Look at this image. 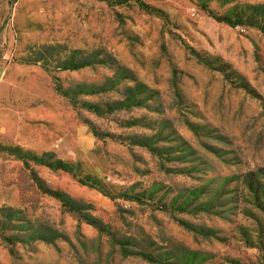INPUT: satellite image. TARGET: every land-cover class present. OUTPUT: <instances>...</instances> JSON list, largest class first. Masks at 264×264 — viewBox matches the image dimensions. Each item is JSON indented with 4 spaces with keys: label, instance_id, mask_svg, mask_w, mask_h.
Listing matches in <instances>:
<instances>
[{
    "label": "rangeland",
    "instance_id": "1",
    "mask_svg": "<svg viewBox=\"0 0 264 264\" xmlns=\"http://www.w3.org/2000/svg\"><path fill=\"white\" fill-rule=\"evenodd\" d=\"M107 1L0 0V264H264V0Z\"/></svg>",
    "mask_w": 264,
    "mask_h": 264
},
{
    "label": "trees",
    "instance_id": "2",
    "mask_svg": "<svg viewBox=\"0 0 264 264\" xmlns=\"http://www.w3.org/2000/svg\"><path fill=\"white\" fill-rule=\"evenodd\" d=\"M99 1H104V2H108L107 0H99ZM129 1H134V2H139L138 4L141 6V7H144L143 4L139 1V0H115L114 2L116 4H123V3H127ZM205 9V8H204ZM206 13L208 14L209 17H211L212 19H214L215 21L217 22H220V23H224L230 27H234V26H237L239 23H235V22H232V21H229L228 19H222L216 15H213L212 12L208 9H205Z\"/></svg>",
    "mask_w": 264,
    "mask_h": 264
}]
</instances>
